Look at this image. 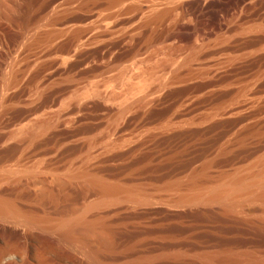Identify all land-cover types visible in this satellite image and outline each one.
Returning a JSON list of instances; mask_svg holds the SVG:
<instances>
[{
    "label": "rangeland",
    "instance_id": "1",
    "mask_svg": "<svg viewBox=\"0 0 264 264\" xmlns=\"http://www.w3.org/2000/svg\"><path fill=\"white\" fill-rule=\"evenodd\" d=\"M263 157L264 0H0V264H264Z\"/></svg>",
    "mask_w": 264,
    "mask_h": 264
},
{
    "label": "bare ground",
    "instance_id": "2",
    "mask_svg": "<svg viewBox=\"0 0 264 264\" xmlns=\"http://www.w3.org/2000/svg\"><path fill=\"white\" fill-rule=\"evenodd\" d=\"M152 4V3H151ZM153 4H154V2H153ZM154 6H151V8H153ZM154 10V9H153ZM11 70V69H10ZM6 71V70H5ZM262 160V159H261ZM261 164V170L259 169V171H258V173H256L257 174V176H255V177H253L252 179H249V178H247V179H249V180H247V179H242V178H240L238 175V177H237V179L235 178L234 180H233V178H230V179H232V181H230V182H226L225 183V181L227 180H225L224 181V183H223V181H222V185L221 186H218V184H221V183H219L218 182V184L217 185H215L216 186V188H214V191L212 192H208V193H211L210 194V196H211V200H215L216 202L218 201L219 203H222V205H224L226 208H228V207H231V209H233V208H236V207H234L236 204H237V202H239L240 201V203L242 202L241 201V199H244V198H246V199H244V200H246L247 201V199L249 200V199H256L257 197H256V193H255V195H254V192L256 191V190H254V192H253V190H252V192L253 193H251V191H250V188H252V187H250L251 185L250 184H255V185H257V186H259V187H257V186H255V185H253V188L255 189H260L261 188V186L262 187H264V157H263V161H262V163H260ZM259 164V165H260ZM260 167V166H259ZM256 172V171H255ZM252 174V173H251ZM250 174V176L252 177V175ZM255 174V173H254ZM248 175V174H247ZM249 176V175H248ZM231 177H232V175H231ZM244 178V177H243ZM246 178V177H245ZM222 180H224V178L222 179ZM229 180V179H228ZM221 182V181H220ZM216 184V183H215ZM255 186V187H254ZM105 188V187H104ZM104 188H102L101 190H104ZM208 188V187H207ZM212 188V187H211ZM107 189V188H106ZM110 189V188H109ZM118 189V188H117ZM100 190V191H101ZM108 190V189H107ZM131 190V189H130ZM199 190V189H198ZM210 190H213V189H210ZM261 190H262V188H261ZM260 190V191H261ZM109 191V190H108ZM263 191V190H262ZM107 191H103V195H104V193H106ZM109 193V192H108ZM200 193V192H199ZM198 193V194H199ZM204 193V192H203ZM264 191L262 192V196L263 197H259L260 198V200L262 199H264ZM107 194V193H106ZM110 194H111V192H110ZM113 194H114V189H113ZM115 194H116V192H115ZM119 194V193H118ZM130 194V193H129ZM117 195V194H116ZM128 195V194H127ZM126 195V196H127ZM134 195V194H133ZM195 195V194H194ZM202 195V194H201ZM209 195V194H208ZM102 196V195H101ZM105 196V195H104ZM108 196H109V194H108ZM111 196V195H110ZM119 196V195H118ZM118 196H116V197H118ZM191 196V195H190ZM199 196V195H198ZM106 197V196H105ZM193 197V196H192ZM102 198V197H101ZM112 198H114V195H113V197ZM120 198V197H119ZM128 198H130V196L128 197ZM138 198V197H137ZM104 199V198H103ZM107 199V198H106ZM106 199H104L105 201H106ZM190 199V198H189ZM109 200H111V198L109 199ZM114 200V199H113ZM116 200V199H115ZM200 200V199H199ZM202 200V199H201ZM108 201V200H107ZM106 201V202H107ZM1 203V202H0ZM247 203H249V202H247ZM246 203V204H247ZM1 205H2V203H1ZM0 205V206H1ZM3 207V206H2ZM6 207H8V206H6ZM244 207V206H243ZM1 208V207H0ZM5 208V207H4ZM3 208V209H4ZM9 208V207H8ZM229 209V208H228ZM0 210H2V209H0ZM5 210V209H4ZM11 210V209H10ZM229 211V210H228ZM5 212V211H4ZM6 213V212H5ZM19 215V214H18ZM79 220V219H78ZM60 222V221H59ZM56 226V225H55ZM59 226H60V224H59Z\"/></svg>",
    "mask_w": 264,
    "mask_h": 264
}]
</instances>
